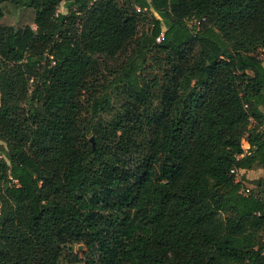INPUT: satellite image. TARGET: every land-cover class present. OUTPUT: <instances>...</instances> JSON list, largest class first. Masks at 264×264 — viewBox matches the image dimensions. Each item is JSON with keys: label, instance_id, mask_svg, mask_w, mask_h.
Here are the masks:
<instances>
[{"label": "trees", "instance_id": "1", "mask_svg": "<svg viewBox=\"0 0 264 264\" xmlns=\"http://www.w3.org/2000/svg\"><path fill=\"white\" fill-rule=\"evenodd\" d=\"M5 2L0 264H264V0Z\"/></svg>", "mask_w": 264, "mask_h": 264}, {"label": "rangeland", "instance_id": "2", "mask_svg": "<svg viewBox=\"0 0 264 264\" xmlns=\"http://www.w3.org/2000/svg\"><path fill=\"white\" fill-rule=\"evenodd\" d=\"M4 5L6 6L4 7V15L0 19V23L12 26L15 29H21L25 25H30L31 27L35 28V24L33 23L34 11L32 10V8L14 6L8 2H5ZM69 7L70 5H68V3H66L65 1H62L58 5L57 11L68 15ZM73 28H75L77 31L80 30L81 24H80L79 19H77L76 23L73 25ZM260 51L262 52V55L264 56V48L260 49ZM118 62L119 60L117 62L109 61L105 59V57L96 58V65H95L96 67L93 70L94 76L92 77V79L94 80L92 82H89L90 83L89 87L84 88V90L82 91L81 116L85 115L87 112V107L90 101L89 96L93 94L94 92H96L98 88H100V85H102V83H106L108 80H110L113 69L117 68ZM41 72H42V68H39L37 70L36 78L33 81L32 80L30 81V86H29L30 90L33 89V87L38 82L39 80L38 76L41 74ZM114 100L116 103H120L122 101L121 99H118V97L114 98ZM25 104H27V101L25 102ZM114 109H116V106L114 107ZM110 118H111V114L108 115V119ZM5 153H6V145L2 140H0V157L5 158ZM262 171H264V169ZM257 175L258 174L249 175V178L257 176ZM248 180L245 178L244 184L247 185L248 187H251L252 184ZM64 248L67 253L65 252L63 254L64 255L69 254L68 256L66 255V258L64 259V262L67 264H70L69 258L72 259L74 254H77L79 257H82L86 252V247L83 242L67 243L64 246Z\"/></svg>", "mask_w": 264, "mask_h": 264}, {"label": "crops", "instance_id": "3", "mask_svg": "<svg viewBox=\"0 0 264 264\" xmlns=\"http://www.w3.org/2000/svg\"><path fill=\"white\" fill-rule=\"evenodd\" d=\"M263 64H264V62H263ZM243 146H244V148H246L248 146L246 141L243 142ZM262 170L263 169H255V170H247V171L241 170L240 171V175H241V173H244V177L246 179L253 180V179H255V178L259 177V176L264 175V171H262ZM256 174H258V175L249 178V175H256ZM238 178H240V176H238Z\"/></svg>", "mask_w": 264, "mask_h": 264}, {"label": "built area", "instance_id": "4", "mask_svg": "<svg viewBox=\"0 0 264 264\" xmlns=\"http://www.w3.org/2000/svg\"><path fill=\"white\" fill-rule=\"evenodd\" d=\"M137 10H139V8H137ZM231 171H233V170H231ZM238 176H239V175H237V177H238ZM246 191H248V189H245V192H246Z\"/></svg>", "mask_w": 264, "mask_h": 264}, {"label": "water", "instance_id": "5", "mask_svg": "<svg viewBox=\"0 0 264 264\" xmlns=\"http://www.w3.org/2000/svg\"><path fill=\"white\" fill-rule=\"evenodd\" d=\"M91 140H92V138H91Z\"/></svg>", "mask_w": 264, "mask_h": 264}]
</instances>
